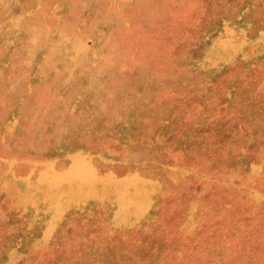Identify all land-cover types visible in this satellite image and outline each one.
<instances>
[{
    "label": "rangeland",
    "instance_id": "1",
    "mask_svg": "<svg viewBox=\"0 0 264 264\" xmlns=\"http://www.w3.org/2000/svg\"><path fill=\"white\" fill-rule=\"evenodd\" d=\"M0 264H264V0H0Z\"/></svg>",
    "mask_w": 264,
    "mask_h": 264
}]
</instances>
